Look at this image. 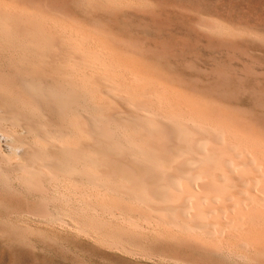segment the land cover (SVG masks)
I'll list each match as a JSON object with an SVG mask.
<instances>
[{
    "label": "bare ground",
    "instance_id": "bare-ground-1",
    "mask_svg": "<svg viewBox=\"0 0 264 264\" xmlns=\"http://www.w3.org/2000/svg\"><path fill=\"white\" fill-rule=\"evenodd\" d=\"M121 1L123 6L126 1ZM31 3L0 0L2 174L25 180L51 201L57 199L59 184H68L76 199L79 196L81 204L93 211L89 213L127 224L121 229L143 224L216 243L220 253L244 257L238 249L252 246L264 257V134L227 114L217 106L223 100L214 95L211 99L217 104L172 85L118 47L109 34L85 28L72 18L68 24ZM213 20L200 24L222 32L221 24ZM92 196L110 200L93 203L88 201ZM69 200V205L62 201L67 209L76 204ZM34 214L51 211L46 204ZM136 247L131 251L135 255Z\"/></svg>",
    "mask_w": 264,
    "mask_h": 264
},
{
    "label": "rangeland",
    "instance_id": "rangeland-1",
    "mask_svg": "<svg viewBox=\"0 0 264 264\" xmlns=\"http://www.w3.org/2000/svg\"><path fill=\"white\" fill-rule=\"evenodd\" d=\"M16 1L27 4L32 2L30 5L37 10L63 19L62 21L68 24L72 18L77 24L85 28L88 27V29L93 30L96 27L97 29L94 30L109 34L118 47L126 50L152 72L165 80L168 79L167 81L172 85L179 87V89L183 86V91L195 95L197 93V96L215 104L217 101L213 99L223 100V102L221 101L222 104L219 101L217 106L224 109L227 114L233 116L245 127H254L264 134V111H262L264 109L262 106L264 105V39L261 40L262 36L264 38V0H131V2L133 1V8L132 5L130 6V0V3L125 0L128 4L124 2L122 3L123 6L120 5L121 0H117L116 4L115 2L112 3L113 5L107 2L108 0H94L96 2L93 0H86L88 2L84 0ZM83 2L85 4H82ZM91 2L92 4H90ZM138 3L141 5L139 6ZM104 6L106 7L104 8ZM211 19H214L213 21L217 24H221L222 32L210 31L209 29L208 31L201 26V21H211ZM223 26L227 28L226 31ZM231 28L232 30H230ZM238 28L245 30L244 33L247 34H243V30ZM232 31L241 32V34L235 35L236 33ZM253 32L256 38L258 36L257 40L254 38L255 35L252 36ZM249 33L251 34L249 35ZM234 35L237 40H239L238 38L240 40H235ZM253 38L256 43L252 41ZM260 40L263 42L260 43ZM211 94L214 95L213 99H211L213 97ZM254 102L260 103V107H262H255L257 103L254 104ZM251 104L253 106H249ZM252 107L255 108L252 109ZM258 108L260 109L258 110ZM20 182L22 183L20 184ZM63 184L60 183L54 193L57 199L51 201L53 198H44L36 189L32 187L30 189V185L25 180L8 178L0 171V264H178L180 261V264L182 262L184 264H264V257H261L258 252L256 253L252 246L251 249L250 247L238 249V251L242 250L241 253L244 257L236 256V258L234 254L233 256L227 252L220 253L222 251L217 250L216 243L211 244L195 240L188 237L186 233L175 232L174 235L172 231H166L162 228L159 230L155 227H149V230L143 224L137 225L139 228L136 229L129 225V229H127L128 226H126L127 230L124 227L121 229L127 224L108 222L107 218L101 217L102 219H100V216L95 212L96 216L94 213H89L93 211L88 207L89 211L83 202V205L81 204V201L78 200L80 199L79 196L76 199V191L71 189L70 185L68 188V184ZM58 189H61V192ZM57 190L59 197L56 196ZM68 190L71 191L68 192ZM68 198L72 202L76 199V206L73 203V206L67 209ZM47 199L50 200L49 203H47ZM96 199L99 200L96 201ZM101 199V197L94 199L92 196L88 201L100 203L110 200L108 198ZM62 201L67 204L64 205ZM50 202L52 203L50 204ZM46 204L50 208L51 215L34 214L36 209H42ZM49 206L52 208L54 206V208ZM78 206L79 209L73 211ZM59 207H63V209L61 208L62 211ZM15 211L16 213H14ZM64 211H68L67 213H71V215L65 214ZM79 212L83 215L80 216ZM86 214L89 216L91 214V216L88 217ZM135 214H138L137 210H135ZM37 218L38 220H36ZM94 218L95 220H93ZM97 218L100 219V222L103 220L102 225L105 224L108 228L103 225L104 228L101 229V224L97 222ZM95 222L99 225L98 230ZM47 223L48 226H45ZM50 224L51 226H49ZM116 226H119L120 230ZM113 227H115V231L112 229ZM154 228L155 230H153ZM139 229L140 232L138 233ZM151 229L153 230L152 233ZM101 230L103 232L99 233L98 231ZM105 230L106 232H104ZM145 230L149 231L147 232L148 236L145 234ZM132 231L136 234L134 235ZM87 232L89 233L88 237ZM115 232L120 235L118 236ZM126 232L130 235L128 236ZM154 232L157 234L156 237ZM82 233L86 234L83 235ZM113 233H115L114 237ZM145 236L147 237L145 238ZM149 236H151L150 239ZM134 240L135 242H131ZM147 240L149 241L147 242ZM188 240H192V242H188ZM108 241L112 243L109 245ZM104 244L105 246H103ZM128 244L132 247H128ZM134 245H137V250L135 249L134 252H137L138 255L131 252L135 247ZM141 252L143 255L140 256ZM144 253L147 255V259ZM158 254L159 256H157ZM166 258L175 260V263L169 259L167 261ZM233 259L234 261H231Z\"/></svg>",
    "mask_w": 264,
    "mask_h": 264
}]
</instances>
